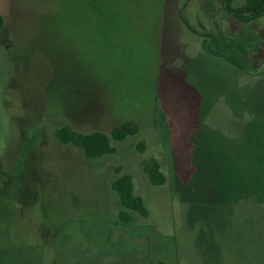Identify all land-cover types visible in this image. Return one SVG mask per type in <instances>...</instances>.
<instances>
[{
	"label": "rangeland",
	"instance_id": "374dc122",
	"mask_svg": "<svg viewBox=\"0 0 264 264\" xmlns=\"http://www.w3.org/2000/svg\"><path fill=\"white\" fill-rule=\"evenodd\" d=\"M98 1L0 0V200L16 202L0 206V264H264V14L231 17L234 61L217 55V0H200L206 50L173 18L187 0H165L174 71L155 81L146 44L120 40ZM126 122L139 132L115 141ZM63 126L102 131L114 151L89 159L57 141ZM123 174L147 208L127 226L112 188Z\"/></svg>",
	"mask_w": 264,
	"mask_h": 264
},
{
	"label": "crops",
	"instance_id": "0c3cea01",
	"mask_svg": "<svg viewBox=\"0 0 264 264\" xmlns=\"http://www.w3.org/2000/svg\"><path fill=\"white\" fill-rule=\"evenodd\" d=\"M217 1L220 8V17L225 18L223 21H221V19L219 21L218 19V24L221 25V22H224L225 24L223 23V25H227V29L223 28V25L219 28L218 33L222 35V39L219 40L223 41L222 46L224 47V51L218 52L217 55L222 56L223 52L228 51L233 53L232 58L235 61L237 55L244 50L240 43H236V37L239 35L240 31L236 33L233 39L228 37L227 31L229 32L230 30L231 16L224 12L221 1ZM189 3L190 0H187L184 4L181 3L179 6H174L173 18L178 23V28H184V30L189 33V41L198 42L199 46L201 45L202 48L206 50V39L205 36H203L204 33L202 32V28L206 29L205 26L208 23L205 22V20L210 22L208 18L210 19L211 15L210 13L206 14L203 12L205 10L203 1L197 0V2H195V7L191 9V11L188 10ZM93 5H96V10L100 12V15L105 16L106 20L110 22L111 28L115 30L120 40L125 41L131 47L137 45L136 48L142 46L144 43L146 44V49L148 50L143 57L142 66L146 67L147 71L153 72L152 74H156L155 81H160V73L174 71L169 67V63V65H167V57L164 54L165 51H167L164 46L166 40L164 37L166 25L165 0H155L150 6L145 5L144 2L139 4L131 0H100ZM0 13L5 17L2 12ZM210 23L208 25H210ZM123 24L127 25L126 31H122L121 29ZM194 25L198 30L192 28ZM168 40L171 39L168 38ZM133 42H136V44H133ZM147 44L149 45L148 48ZM133 49L135 50L134 47ZM177 60L178 57L176 56L169 61L172 64Z\"/></svg>",
	"mask_w": 264,
	"mask_h": 264
},
{
	"label": "trees",
	"instance_id": "16d2710c",
	"mask_svg": "<svg viewBox=\"0 0 264 264\" xmlns=\"http://www.w3.org/2000/svg\"><path fill=\"white\" fill-rule=\"evenodd\" d=\"M220 1L223 10L229 16L240 22H245L249 18L260 17L264 14V0H245V5L241 7L234 6L236 0ZM6 25L7 19L0 13V32L4 30ZM138 132L139 127L137 124L134 122H126L116 126L111 133V137L117 142H123ZM55 137L62 145L76 147L89 159L100 158L114 151L110 136L102 131L83 133L72 127L63 126L55 131ZM146 169L153 185H165V176L158 164H151ZM112 188L117 194L121 206L117 218L119 224L123 226L129 225L132 221V213L139 214L143 217L147 216L145 203L141 197L136 195L134 180L130 174H123L120 178L116 179L112 184ZM14 199L13 195L8 196L7 201H5V198H2L0 200V206L4 204L8 207L10 203L16 207ZM261 203L264 204V201Z\"/></svg>",
	"mask_w": 264,
	"mask_h": 264
}]
</instances>
